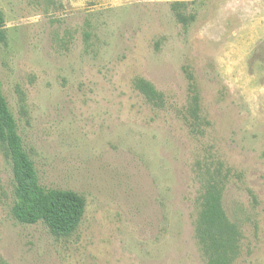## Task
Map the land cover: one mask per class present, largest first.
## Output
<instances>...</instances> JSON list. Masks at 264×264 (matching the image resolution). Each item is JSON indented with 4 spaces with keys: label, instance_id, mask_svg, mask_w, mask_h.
<instances>
[{
    "label": "rangeland",
    "instance_id": "1",
    "mask_svg": "<svg viewBox=\"0 0 264 264\" xmlns=\"http://www.w3.org/2000/svg\"><path fill=\"white\" fill-rule=\"evenodd\" d=\"M0 11L1 88L39 183L85 202L65 237L15 220L0 142V264H207L195 236L205 166L228 172L230 264H264V0H0Z\"/></svg>",
    "mask_w": 264,
    "mask_h": 264
},
{
    "label": "trees",
    "instance_id": "2",
    "mask_svg": "<svg viewBox=\"0 0 264 264\" xmlns=\"http://www.w3.org/2000/svg\"><path fill=\"white\" fill-rule=\"evenodd\" d=\"M3 26L4 18L0 11V41L5 39ZM134 85L148 100L162 102L163 94L148 81L136 78ZM195 110L196 106L193 113ZM0 142L5 144L11 163L14 187L11 212L15 220L22 224L42 222L55 236L70 235L82 219L85 202L73 190L47 188L39 183L33 160L24 148L1 83ZM201 173L195 236L207 264H230L237 257L240 232L223 206L228 172H222L219 167L210 171L205 166Z\"/></svg>",
    "mask_w": 264,
    "mask_h": 264
}]
</instances>
